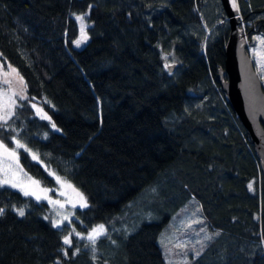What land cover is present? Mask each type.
Wrapping results in <instances>:
<instances>
[{
  "label": "trees",
  "instance_id": "1",
  "mask_svg": "<svg viewBox=\"0 0 264 264\" xmlns=\"http://www.w3.org/2000/svg\"><path fill=\"white\" fill-rule=\"evenodd\" d=\"M232 3L249 48L264 0ZM227 34L219 0H0V63L25 97L0 143L38 157L16 150L39 187L59 177L83 196L79 233L106 226L63 245L45 202L2 186L0 264H164L158 237L192 198L212 236L189 264H264L258 160L215 81Z\"/></svg>",
  "mask_w": 264,
  "mask_h": 264
},
{
  "label": "rangeland",
  "instance_id": "2",
  "mask_svg": "<svg viewBox=\"0 0 264 264\" xmlns=\"http://www.w3.org/2000/svg\"><path fill=\"white\" fill-rule=\"evenodd\" d=\"M230 2L232 3L233 1L230 0ZM76 17L78 33L72 42V47L79 49L84 45L87 38L82 39V36H86L84 32L85 24L82 19L77 20ZM247 53L260 85L264 90V38L261 35L256 34L253 36L252 46L247 48ZM20 95L24 96L20 77L11 67L0 63V117L3 118L0 119V123L10 116L12 108L17 101L22 100ZM29 106L37 116L45 118L36 102H29ZM17 149L19 148L14 144L13 149H9V151L14 150L16 152ZM21 149L26 151L25 148ZM26 152L33 158V152L29 150ZM5 178L12 182H18L26 190L34 192L41 197L40 200H37L36 195L25 196L34 201H43L47 204L51 227L59 228L65 224L66 233L61 237L63 245H69L74 238L90 241L87 237L92 232V229L98 225L104 226V232L99 236L105 234L106 226L102 223L94 225L84 234L78 232L75 223L71 222V220H73V210L82 208L83 206L81 205L84 204V201L81 200V196L69 184L61 179L58 181L56 178L54 179L55 185L53 189L44 192V188L32 183L33 180L23 172L16 158L15 160L10 159L4 153L3 148H0V181ZM3 186L24 196L19 187L13 188L10 184ZM49 200L58 201L59 203H49ZM54 223L58 226L54 227ZM109 225L112 226L113 224L110 223ZM211 236L212 234L208 231L206 224L201 218L196 201L193 198L190 199L189 202L172 215L158 237L157 242L162 251L164 264H189L192 260L191 257L194 258L203 252L202 250ZM66 237L70 241L69 244L64 243Z\"/></svg>",
  "mask_w": 264,
  "mask_h": 264
},
{
  "label": "water",
  "instance_id": "3",
  "mask_svg": "<svg viewBox=\"0 0 264 264\" xmlns=\"http://www.w3.org/2000/svg\"><path fill=\"white\" fill-rule=\"evenodd\" d=\"M219 1L228 22V34L223 47V68L217 71L215 81L245 131L264 186V90L238 31L237 9L230 0Z\"/></svg>",
  "mask_w": 264,
  "mask_h": 264
},
{
  "label": "snow or ice",
  "instance_id": "4",
  "mask_svg": "<svg viewBox=\"0 0 264 264\" xmlns=\"http://www.w3.org/2000/svg\"><path fill=\"white\" fill-rule=\"evenodd\" d=\"M233 6H235V4H233ZM76 19L77 20H81L82 17L77 16ZM86 38H87L86 36H82V39H86ZM13 71H15V70H13ZM21 82H23V81L21 80ZM20 99L23 100V99H25V97L23 95H20ZM45 118H47V117H45ZM0 119H3V118L0 117ZM2 126L3 125H0V127H2ZM53 127H55V126L53 125ZM13 139H15V138H13ZM16 147L17 148H24L25 146L23 144H21L19 141H16ZM0 148H3V151H4V153L6 154L7 157H9L12 160H15V158H16V152L14 150L9 151V149L6 146H4L2 143H0ZM25 150L27 151V149H25ZM33 159H38V157L35 154H33ZM57 180L59 181V177H57ZM32 183L33 184H38L37 181H32ZM9 184L13 188L19 187L24 196L36 195L34 192H31L29 190H26L18 182H12V181H10L7 178H5L2 181H0V187H2L3 185H9ZM43 191L44 192H47L48 190L47 189H44ZM61 194H63V193H61ZM78 195H79V193H78ZM80 198H81V200H83V196L82 195H81ZM36 199L37 200H40L41 197L39 195H36ZM49 203H59V202L58 201L49 200ZM81 206H86V204H82ZM3 212H4V209L0 208V215H2ZM24 214L25 213H24V209L23 208H21V209L18 210V215L23 216ZM53 226L56 227L58 225L56 223H54ZM103 232H104V226L103 225H98L96 228L92 229V232L89 233L87 239L90 240V241H92L94 243L95 240H96V237L99 236V235H101V234H103ZM64 243L65 244H69L70 243V241H69V239L67 237L64 239Z\"/></svg>",
  "mask_w": 264,
  "mask_h": 264
},
{
  "label": "built area",
  "instance_id": "5",
  "mask_svg": "<svg viewBox=\"0 0 264 264\" xmlns=\"http://www.w3.org/2000/svg\"><path fill=\"white\" fill-rule=\"evenodd\" d=\"M237 20H238L239 27H240V29L242 30V28H243V24L241 23V20H240V17H239L238 14H237Z\"/></svg>",
  "mask_w": 264,
  "mask_h": 264
}]
</instances>
